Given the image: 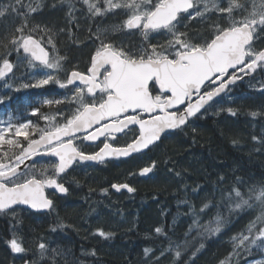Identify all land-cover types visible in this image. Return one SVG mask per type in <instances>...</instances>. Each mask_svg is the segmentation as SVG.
Masks as SVG:
<instances>
[{
	"label": "snow or ice",
	"instance_id": "snow-or-ice-1",
	"mask_svg": "<svg viewBox=\"0 0 264 264\" xmlns=\"http://www.w3.org/2000/svg\"><path fill=\"white\" fill-rule=\"evenodd\" d=\"M86 6L87 18L107 14L124 17L111 31L135 35L139 44L127 46L123 41L109 36L107 30L88 29L85 46H93L85 71L75 68L60 76L67 57L57 47L62 35L80 43L73 0H63L67 5L70 28L34 23L41 4L25 5L23 0L0 3V79L15 75L21 63L33 68H43L35 84L22 86L44 87L56 84L72 94L68 100L67 115L64 109L45 114L39 107L31 110L37 120L47 123L41 127L32 120L0 121V216L11 217L10 236L4 241L13 254L27 255L32 249L25 246L19 233L22 219L17 207L47 215L56 212V198L69 192L66 186L70 170L87 162H105L110 159L135 160L137 154L147 155L158 148L164 138L185 131L195 120L210 110L216 114L226 112L231 117L240 114L239 108L224 107L225 97H230L239 81L246 77L255 80L253 73H264V0H79ZM62 4V6H63ZM52 7H56L55 4ZM81 15L85 9H80ZM203 25V29L197 28ZM151 37V38H150ZM162 37V42L157 39ZM15 54V63L11 59ZM250 87H255L250 82ZM259 94L264 96V82H259ZM3 103V99H0ZM64 100H45L44 104L60 105ZM219 105V107H217ZM253 119H264V103L247 113ZM57 116L63 121H57ZM195 132V128L192 129ZM264 147V136L252 137ZM123 140L124 143H120ZM238 140H233L237 144ZM88 148L95 149L88 152ZM39 158V159H37ZM54 158V159H53ZM157 161L129 170V177L153 179ZM169 172L181 176L175 166ZM217 184H226L223 176ZM116 192L137 189L128 182L112 183ZM50 190V191H49ZM199 187L192 192L198 195ZM107 194L108 189H102ZM219 204L207 201L197 211L194 204L187 205L191 224L183 240L168 235L175 234L172 225L155 226L154 233L168 241L156 256L146 248V264H160L161 257L171 255L170 264H195L205 244H193L197 237L207 239L220 233L225 220L217 212L215 226L200 222V216L213 207L227 206L229 213L248 211L254 215L245 230L232 237V251L220 261L231 264L232 258L251 255L264 256V182L247 184L236 178L229 187H219ZM215 200V197H213ZM72 227L59 220L50 226V232ZM196 236H192L193 232ZM90 235L107 241L114 233L102 227ZM192 237L191 240L189 237ZM35 248L41 260L63 255L59 248H50L44 236L35 237ZM83 255L96 256V250ZM23 258V256H21ZM25 264H38L26 260ZM251 264H264V259Z\"/></svg>",
	"mask_w": 264,
	"mask_h": 264
},
{
	"label": "trees",
	"instance_id": "trees-1",
	"mask_svg": "<svg viewBox=\"0 0 264 264\" xmlns=\"http://www.w3.org/2000/svg\"><path fill=\"white\" fill-rule=\"evenodd\" d=\"M58 13L57 10L54 13L50 11L39 13L37 24L46 23L49 26L54 25L56 28L67 27L72 31H76L72 24H68L67 18L59 19L57 17ZM82 28V31L77 32V35L87 38L88 36H85L87 35L86 27ZM58 44L68 59V62H66L68 66L78 61L83 62L90 53V48L85 45L78 47L72 45L73 43L67 35L60 36ZM63 92L64 90L56 84H49L29 91L13 90L10 92L8 102L0 105V121H8L11 118L15 122L18 117L20 121L32 120L43 127L45 121L43 119L37 120L36 116L31 115V110L39 107L41 112L45 114H54L56 109H64L67 115L70 105L65 103L66 99ZM239 97L238 106L232 104V107H239L240 109V114L237 117H231L227 113L222 116L203 117L195 120L192 126L185 131L177 130L174 134L164 138L160 146L148 152L147 155L137 156L135 160H115L116 162L111 161L106 166H98L107 168L96 171L95 177L91 179L93 182L97 181L95 183L99 184L103 181L106 186H110L118 181H127L137 189L135 193L124 194V197L114 195L116 200L112 203L113 207L110 210L116 218L123 215L122 217L128 219V223L126 225L118 224L114 227L104 224V228H112L114 233L112 239L103 241L91 237L90 227L83 230L78 221L86 225L83 218L86 217L88 212H84L83 209H80L81 206H77L64 211L60 209L59 213L62 217L72 220L71 224L74 225V227L71 225L72 227L64 230L58 228L57 230L60 231L61 235L57 231H49L50 226L56 223V215L49 217L48 220L41 217V215H32L31 213L25 215L22 224L19 225V232L25 238V242L35 245L36 236L46 237L50 241V248H59L64 253L55 257L57 264H77L74 255L77 254L79 257L81 250L75 247L79 243L92 247L91 250H96L97 256H93L92 264H146L147 258L143 257L146 247L152 249L155 255L159 256L160 249L168 246V241L164 237H158L154 233L155 226L164 225L169 227L175 218V234L169 230L168 235L172 236L173 240L177 237L183 240L184 233L192 222L191 217L188 215L189 209L187 205L182 203L183 201L194 204L197 211H199L204 202L212 201L219 204V187L231 186L236 178L243 179L249 185L264 182V147H261L258 142L252 139L253 136L258 138L264 136V119H253L247 114L250 110L258 108L261 103H264V96H261L258 90L244 89L239 93ZM49 99L64 100V103L52 106L44 104V101ZM193 128H195V132H193ZM234 139L239 142L233 144ZM152 160L157 161L158 164L153 179L138 178L131 181V178H125L127 170L142 167L151 163ZM173 165L175 170L181 173V176L176 177L168 172ZM221 176L226 180V184L222 186L217 184L218 178ZM79 182L78 186L82 190L85 184L83 180ZM197 187L203 189V191H199L198 195L192 192V189ZM213 197H215V200H213ZM217 212L226 222L220 233H216L207 239L197 237L193 241L196 247L200 242L205 244L204 249L198 254L195 264H218L220 257L225 258L232 251V237L242 233L250 219L254 217L248 211L229 213L228 207L221 205L218 208L213 207L207 214H202L200 222L208 224L212 221L214 227ZM99 213L100 218H107L108 210L100 208ZM192 236H196L195 231ZM6 237L5 221L1 220L0 264H10L13 261L10 258L11 251L4 242ZM191 238L190 236L189 239L191 240ZM67 244L68 247H63ZM67 251H71L73 255L67 256ZM34 252V250L31 253L28 252L25 260L30 259ZM257 255H253L252 258H256ZM81 258L83 259V257ZM171 259V255L161 257L160 264H170ZM47 260H50L48 263L51 262V257L43 261L46 262ZM244 260L245 258L242 257L240 262L243 263ZM65 261L66 263H64Z\"/></svg>",
	"mask_w": 264,
	"mask_h": 264
},
{
	"label": "rangeland",
	"instance_id": "rangeland-1",
	"mask_svg": "<svg viewBox=\"0 0 264 264\" xmlns=\"http://www.w3.org/2000/svg\"><path fill=\"white\" fill-rule=\"evenodd\" d=\"M47 1H50V4L45 5ZM58 1H60L61 7L64 10V17L67 18L68 8H67L66 4H63V0H23L25 5H28L30 3L32 5H35L36 3H40L41 9H40L39 13H41V10H43V9H44L43 10L44 12H45V10H47V12L50 11V12L54 13L55 9L58 8ZM73 2L75 4V8L78 10L75 12L76 20L73 21V23H76V22L79 23V30L77 31L75 29L77 32L82 31V29H83L82 27L85 26L86 32H87V35H85V36H88L89 35V32H88L89 28H91L93 30V32H95V30L97 28H100L102 30H107L109 36L115 37L118 41H123V43L127 46L137 45L141 42L142 37L139 36L138 34L125 35V34H120V33H116V32L111 31L113 26L119 25L121 23L122 19H124L123 16L114 15V14H107L105 16L88 19L87 13H86V6H83L79 2V0H73ZM0 3H7V0H0ZM53 4H55L56 7H52ZM62 4H63V6H62ZM82 8L85 9L83 15H81V12L79 11ZM38 14H33L35 17L34 21H33L34 23L38 22L37 21L38 20V18H37ZM196 27L200 28L201 30L203 29V25H197ZM157 39L160 40L161 42L163 40L162 37H157ZM79 40H80V43L75 44V45L73 44L75 47L85 45L87 38L79 36ZM58 45L59 44H57V47L60 51V54L66 56L64 54V52L59 48ZM86 47L90 48L89 52L91 54L93 51V46L89 45ZM11 59L13 60L14 63L16 62L15 61V54L13 55V57ZM67 62H68V59H67ZM67 68H69L67 63H64L63 70L60 73L61 77H63V73L65 72V70ZM42 71H43L42 66H41V68H33V67L28 66L27 62L25 61L24 63L20 64L19 69L15 71L14 76L13 75L9 76V78H7V80L0 79V99H3V103H0V105L8 102V97L10 95V92L13 90H15V91H19V90L29 91L30 89L37 88V87L24 88L22 85L26 84V83L35 84L36 81L39 78H41ZM40 88H42V87H40ZM66 92L69 93L68 94L69 96L72 95L69 91H66ZM230 97L231 98H229V97L224 98L223 106L228 107V106H232V104L233 105L237 104L236 106H238L239 99H240L239 92H236V94H235V91L233 90L232 93L230 94ZM217 107H219V105ZM237 108H239V107H237ZM223 114H226V112H221L219 114H216V110L213 109V110H210L204 117H206V116H222ZM57 121H59L60 123L63 122L59 116H57ZM46 123L47 122L45 121L43 123V126ZM104 168H107V167H105V166L104 167H82V166H79V167H76L74 171H71L69 176H68V182L72 183L74 189L77 186V182L80 180H83V182L85 184L84 186L87 188V190H94L97 193L96 196L91 198V202H92V204H94L93 205L94 207L92 209H88L90 211L87 210L88 213L86 214V217L83 218L84 224H86V225H83L82 223H79L80 221H78V224L81 225L83 230H86L88 227H90L91 228L90 233L94 232L96 230V228H98V227L104 228V226H103L104 224H108L110 227H114L118 224L126 225L128 223V219L122 217L123 215H120V216H118V218H116V216L113 215L114 213L110 210L113 207L112 203L116 200L114 197L115 194L109 188L110 186H106L103 181H101V182H99V184H97V183H95L97 181L93 182L91 180L95 177L96 171H101V169H104ZM138 169H139L138 167H135L134 169H132V171H137ZM128 172H129V170L126 171L125 178H127V179L131 178V181L138 179V177H129ZM125 182H127V181H125ZM105 188L108 189L109 194L108 193L104 194L102 192V189H105ZM109 191H111V192H109ZM120 195H122L124 197V194H120ZM73 197H75V193L72 194L71 198H73ZM100 208H102L104 210L105 209L108 210V213L106 215L107 218H104V217L100 218L99 217L100 216V213H99ZM17 214L21 219L23 218L21 216L22 214L20 212H17ZM0 218H5V216H0ZM59 220L61 222H63L64 224H70L74 227V225L71 224L72 220H68V219H64V218L62 219L60 217H59ZM83 220H82V222H83ZM104 229L112 231V228H104ZM22 238H23V240L25 239L23 236H22ZM24 243H25V241H24ZM82 245L83 244H81V246ZM28 247H30V246H28ZM91 248L92 247H86L83 245V248H81L82 251L79 252V257L76 256L77 264H92L93 256L82 254L84 252H90ZM31 252H33V251H30L29 253H31ZM256 254H258L257 257L252 258V256L256 255ZM27 255L16 254V257L21 258V256L25 257ZM81 257H83V259ZM143 257H145L144 254H143ZM242 257L245 258L243 263L240 262L242 260ZM31 258H32L31 260L37 261L38 264H45V263L49 264V263H51V262L48 263V261H50V260H47L46 262L41 260L36 249H35V252ZM224 259L225 258L223 256L220 257L218 264H220V261L224 260ZM254 259L255 260H261V259H264V256H261L257 252H253L251 255H241L239 258L233 257L231 264H251V262ZM20 260H22V258Z\"/></svg>",
	"mask_w": 264,
	"mask_h": 264
},
{
	"label": "flooded vegetation",
	"instance_id": "flooded-vegetation-1",
	"mask_svg": "<svg viewBox=\"0 0 264 264\" xmlns=\"http://www.w3.org/2000/svg\"><path fill=\"white\" fill-rule=\"evenodd\" d=\"M47 4H50V1H47L45 5H47ZM43 10H41V13L44 12ZM56 10H57V12H59L57 17H59V19L60 18L63 19L64 18V10L61 7L60 1H58V8L55 9V11ZM45 12H47V10H45ZM136 34H138L139 36H141L139 33H136ZM89 56H90V53L88 54L87 58L83 62L78 61V62H75V63H71V67L68 66L69 68H67L65 71L70 72L71 70H73V68H75V69H77V70H79L81 72L85 71V69L87 68L88 63H89ZM253 76H255V80H252L251 77H246L243 81H239L238 84H237V86L233 89L235 91V94H236V92H239L240 93L244 89L245 90L246 89H249V90H258V88H259V82H264V73H261L258 70L256 73H254ZM250 82L255 87H250ZM63 90H64L63 96L64 97L67 96V97H70L71 98V95L69 96L68 95L69 93L66 92V91H68V89H63ZM65 103L69 104L68 103V100H66ZM120 143L122 144V143H124V141L121 140ZM94 150L95 149H93V148H88L87 149L88 152H92ZM138 156H140V155H138ZM102 165H106V164H102ZM81 166L82 167H97L95 165L94 166L93 165H81ZM122 182H124V181H118L117 183H122ZM79 183L80 182L78 181L77 182V186H76L75 189H74L72 183H69V182L66 183V186L69 187V192L66 195L67 197L66 196H58L56 198V201H55L56 202V212L53 213V214L47 215V214H44V213H35V212H32V211L25 210L24 208H21V207L17 208V212H20L22 214L21 216L23 218L25 217V215H28V214L31 213L32 215H41V217H43V218H45L47 220L49 219V217H51V216L53 217L54 215H56V217H57V214H58V217H62V215L59 213L60 209L64 211V210H67L69 208L81 206L80 209H83L84 212L85 211L88 212V211H90L88 209H92L94 207L93 206L94 204H92V202H91V198L94 197V196H96L97 193L94 190H87V188L85 186H84V188L82 190H80L81 187L79 188V186H78ZM109 192H111V191H109ZM73 193H75V197L71 198ZM120 194H124V192H122ZM120 194H117V195H120ZM1 220H4L5 221V226L7 228V238H8L10 236L9 229L12 226L11 225V217L9 216V217H5V218H0V221ZM57 232L60 233L59 230H57ZM19 233L21 234V232H19ZM59 235H61V233ZM25 246L26 247L30 246L29 248H32L31 251H33V250L35 251V249H36L35 248V245H30L29 243H26V242H25ZM63 247H65V248L68 247V244L67 245H64ZM87 247H89V246H87ZM76 248H78V249H80L82 251L81 248H83V245L82 246L81 245L80 246L77 245ZM66 255L70 257V255H73V253L71 251H69V252L67 251ZM10 256H11L10 258L13 259V261L10 264H25V261H26L25 259L26 258L24 256H23L22 260H20L21 258H17L16 257V254L11 253ZM74 256H77V254L74 255ZM27 260H31V258L30 259H27ZM64 263H66V261Z\"/></svg>",
	"mask_w": 264,
	"mask_h": 264
},
{
	"label": "bare ground",
	"instance_id": "bare-ground-1",
	"mask_svg": "<svg viewBox=\"0 0 264 264\" xmlns=\"http://www.w3.org/2000/svg\"><path fill=\"white\" fill-rule=\"evenodd\" d=\"M72 45H73V44H72ZM63 46H64V45H63ZM253 75H254V74H253ZM241 84H242V83H241ZM4 121H5V120H4ZM175 157H176V156H175ZM210 158H211V157H210ZM198 160H199V159H198ZM118 161H119V160H118ZM166 161H167V160H166ZM195 161H196V160H195ZM115 162H116V161H115ZM173 162H174V161H173ZM200 162H201V161H200ZM107 163H108V162H107ZM107 163H106V164H107ZM110 163H111V162H110ZM105 166H106V165H105ZM171 166H172V165H171ZM178 168H179V167H178ZM160 169H161V168H160ZM164 169H165V167H164ZM165 170H166V169H165ZM125 171H126V170H125ZM165 172H167V171H165ZM168 172H169V171H168ZM125 173H126V172H125ZM113 174H114V173H113ZM116 174H118V173H116ZM121 174H122V173H121ZM165 175H166V174H165ZM171 175H172V174H171ZM122 177H123V174H122ZM171 177H172V176H171ZM171 177H170V178H171ZM146 179H147V178H146ZM186 182H187V181H186ZM166 184H168V183L166 182ZM184 184H185V183H184ZM172 185H173V184H172ZM164 186H165V185H164ZM172 191H173V190H172ZM161 192H162V191H161ZM179 193H180V192H179ZM98 194H99V193H98ZM168 194H169V192H168ZM85 195H86V194H85ZM159 195H160V194H159ZM164 195H165V194H164ZM175 195H176V194H175ZM66 197H67V196H66ZM171 198H172V197H171ZM174 199H175V197H174ZM174 199H173V200H174ZM159 200H160V199H159ZM171 200H172V199H171ZM162 202H163V201H162ZM162 202H161V203H162ZM164 202H165V201H164ZM168 202H170V201L168 200ZM165 204H166V203H165ZM167 205H168V204H167ZM164 206H165V205H164ZM159 208H160V207H159ZM156 209H157V208H156ZM160 209H161V208H160ZM133 211H134V210H133ZM139 211H140V210H139ZM139 211H138V212H139ZM154 211H155V210H154ZM158 211H159V209H158ZM159 212H160V211H159ZM161 212H162V211H161ZM135 213H136V212H135ZM172 213H173V212H172ZM138 215H139V214H138ZM133 217H135V216H133ZM156 217H157V216H156ZM157 218H158V217H157ZM138 220H139V219H138ZM159 221H160V220H159ZM156 222H157V221H156ZM157 224H158V223H157ZM134 227H135V226H134ZM145 227H146V226H145ZM147 228H148V227H147ZM150 228H151V227H150ZM118 229H119V228H118ZM118 229H117V230H118ZM123 229H124V228H123ZM117 230H116V231H117ZM147 230H148V229H147ZM124 231H125V230H124ZM122 232H123V231H122ZM132 232H133V231H132ZM145 232H146V231H145ZM129 233H130V232H129ZM122 234H123V233H122ZM136 234H137V233H136ZM136 234H135V235H136ZM137 235H138V234H137ZM142 235H143V234H142ZM84 236H85V235H84ZM122 236H123V235H122ZM140 236H141V234H140ZM144 236H145V235H144ZM141 237H142V236H141ZM6 238H7V237H6ZM122 238H123V237H122ZM132 238H133V237H132ZM136 238L138 239V237H136ZM126 239H127V238H126ZM126 239H125V240H126ZM139 239H140V238H139ZM127 240H128V239H127ZM130 240H131V239H130ZM122 241L124 242V240H122ZM74 242H75V241H74ZM91 242H92V241H91ZM125 242H126V241H125ZM75 243L77 244V242H75ZM87 243H88V242H87ZM96 243H97V242H96ZM130 243H131V241H130ZM76 244H75V245H76ZM79 244H80V243H79ZM79 244H78V246L81 245V244H80V245H79ZM84 245H85V244H84ZM96 245H97V244H96ZM96 245H95V246H96ZM73 246H74V245H73ZM86 246H87V245H86ZM75 247H76V246H75ZM89 247H90V246H89ZM131 247H132V246H131ZM73 248H74V247H73ZM126 248H127V247H126ZM102 249H105V248H102ZM79 250H80V249H79ZM101 253H102V252H101ZM105 254H106V253H105ZM109 254H110V252H109ZM103 255H104V253H103ZM101 257H102V256H101ZM102 258H103V257H102ZM105 258H106V257H105ZM85 260H86V259H85ZM100 260H101V259H100ZM103 260H104V259H103ZM89 261H90V260H89ZM109 262H110V261H109ZM118 262H119V261H118ZM118 262H117V263H118ZM112 264H113V263H112Z\"/></svg>",
	"mask_w": 264,
	"mask_h": 264
},
{
	"label": "water",
	"instance_id": "water-1",
	"mask_svg": "<svg viewBox=\"0 0 264 264\" xmlns=\"http://www.w3.org/2000/svg\"><path fill=\"white\" fill-rule=\"evenodd\" d=\"M254 74V73H253ZM252 74V75H253ZM10 75H12V74H9V76ZM137 155H139V154H137ZM37 159H39V158H37ZM54 159V158H53ZM110 160H115V159H110ZM110 160H106L105 162H108V161H110ZM105 162H103V163H105ZM99 164H102L101 162H87V163H85V164H83V165H99ZM140 178H142V177H140ZM112 191L114 192V193H117V194H119V193H121V192H126V193H128L126 190H123V191H121V192H116L114 189H112ZM68 194V193H67ZM67 194H65V195H60V196H66ZM18 207H22V208H25V209H27V207L26 206H23V205H20V206H18ZM17 207V208H18ZM27 210H30V209H27ZM30 211H32V212H35V213H40V212H36V211H34V210H30Z\"/></svg>",
	"mask_w": 264,
	"mask_h": 264
}]
</instances>
